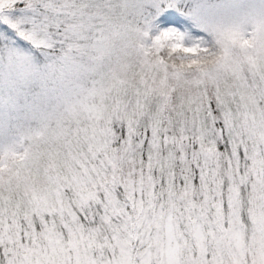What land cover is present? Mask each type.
<instances>
[{
	"label": "snow or ice",
	"instance_id": "obj_1",
	"mask_svg": "<svg viewBox=\"0 0 264 264\" xmlns=\"http://www.w3.org/2000/svg\"><path fill=\"white\" fill-rule=\"evenodd\" d=\"M179 4L0 0L55 85L0 116V264H264V12L205 39Z\"/></svg>",
	"mask_w": 264,
	"mask_h": 264
},
{
	"label": "clouds",
	"instance_id": "obj_2",
	"mask_svg": "<svg viewBox=\"0 0 264 264\" xmlns=\"http://www.w3.org/2000/svg\"><path fill=\"white\" fill-rule=\"evenodd\" d=\"M258 12H264V0H180L177 15L186 30L210 39L202 28L210 31ZM47 63L38 57L9 66L0 54V116L17 123L27 115L30 105L55 86ZM31 125L38 128L39 122L32 120Z\"/></svg>",
	"mask_w": 264,
	"mask_h": 264
}]
</instances>
